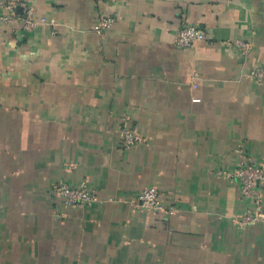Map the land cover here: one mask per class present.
<instances>
[{
  "label": "crops",
  "instance_id": "crops-1",
  "mask_svg": "<svg viewBox=\"0 0 264 264\" xmlns=\"http://www.w3.org/2000/svg\"><path fill=\"white\" fill-rule=\"evenodd\" d=\"M15 1L50 21L0 24V264H264L231 175L264 164V0ZM185 22L207 39L177 46ZM83 181L99 200L66 204ZM149 185L174 213L135 205Z\"/></svg>",
  "mask_w": 264,
  "mask_h": 264
},
{
  "label": "built area",
  "instance_id": "built-area-1",
  "mask_svg": "<svg viewBox=\"0 0 264 264\" xmlns=\"http://www.w3.org/2000/svg\"><path fill=\"white\" fill-rule=\"evenodd\" d=\"M15 0H0V24H15L22 21V27L31 30L39 24L50 21L46 16H39L32 4L22 2L23 14H19ZM117 21L115 15L101 14L94 24V31L103 34ZM207 39L204 29L197 23L185 22L176 32L174 42L180 47L194 46L197 42ZM238 50L246 55L252 43L248 40L236 39L234 41ZM248 76L258 82H264V67L255 66L249 71ZM193 87H197L196 84ZM122 145L130 147L145 142V137L132 125L128 119L119 130ZM239 162L231 175L237 180L241 197L245 204L235 218L243 226L264 224V164L256 162L248 153ZM58 193L64 198L66 204L78 206L84 203L95 202L98 199L96 189L87 181L79 185H70L60 182L57 186ZM135 205L150 208L155 211L174 213L175 207L166 206L161 189L156 185H149L141 189L134 201Z\"/></svg>",
  "mask_w": 264,
  "mask_h": 264
},
{
  "label": "water",
  "instance_id": "water-1",
  "mask_svg": "<svg viewBox=\"0 0 264 264\" xmlns=\"http://www.w3.org/2000/svg\"><path fill=\"white\" fill-rule=\"evenodd\" d=\"M17 11L21 12L22 13V8H21V5H18L17 6Z\"/></svg>",
  "mask_w": 264,
  "mask_h": 264
}]
</instances>
